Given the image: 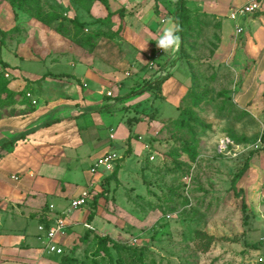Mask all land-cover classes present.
<instances>
[{"label": "rangeland", "instance_id": "obj_1", "mask_svg": "<svg viewBox=\"0 0 264 264\" xmlns=\"http://www.w3.org/2000/svg\"><path fill=\"white\" fill-rule=\"evenodd\" d=\"M109 1L111 10L123 8L125 16L116 14L103 24L96 21L108 11L98 1L90 9L77 0H39V7L18 9L0 0V28L6 31L0 33V76L10 82V92H0V122L49 101L70 105L80 88L85 91V77L94 73L106 83L93 97L113 111L112 126H104L100 136L122 156L113 170L116 177L106 180L104 166L94 173L92 183L106 176L91 193L103 192L104 183L109 192L98 200V223L89 224L127 247L101 248L95 233L81 240L87 220L77 216L61 240L63 253L48 255L49 261L60 263L67 254L78 260L74 264H264V0L254 15L235 21L230 14L254 0H184L189 9L180 28L184 41L178 33V50L167 53L156 41L165 27L179 25V0ZM38 11L55 23L42 22L34 16ZM92 34L107 37L89 49L84 42ZM5 60H19L23 73L7 61L12 68L5 66ZM163 77L160 89H145ZM178 89L177 107L167 106L166 97ZM121 117L131 123L126 143L129 128L120 124ZM3 124L0 138L21 126ZM88 150L78 148L58 174L62 181L87 185L95 162ZM63 160L56 166L63 167ZM246 161L250 167L238 180L237 193L232 179ZM17 166L20 171L7 179L19 177ZM47 199L59 201L55 194ZM49 204L39 207L41 221Z\"/></svg>", "mask_w": 264, "mask_h": 264}, {"label": "crops", "instance_id": "obj_2", "mask_svg": "<svg viewBox=\"0 0 264 264\" xmlns=\"http://www.w3.org/2000/svg\"><path fill=\"white\" fill-rule=\"evenodd\" d=\"M169 24L168 21L165 25L169 26ZM5 61L10 63L12 67H16L13 71L23 73L20 69L22 63L19 60L17 62ZM10 74L9 72V75ZM92 74L89 73L88 77H85V91H82L83 89L77 85V87L80 88V94L78 96L76 95L75 99L69 100L72 101L70 105H67L68 103L65 102V104H60L62 102L60 100L49 101V105L44 103L31 112L21 115V118L11 117L4 120L2 123L0 122L2 129H4V122L6 126L12 123L21 125L19 126L20 129L12 132V135H14L44 120L61 119L59 122L48 127H41L37 131L28 134L24 139L16 141L15 146L11 149L13 152H10L9 155L2 156V150L5 148L1 149L0 264H54V262L49 261L48 255L58 256L61 254L49 252L47 249L48 239L45 231L40 229L41 222L43 221L45 227L48 228L53 224L55 216H67V219H69L67 222L65 221L67 229V226L72 225L71 221H74L73 219L77 216H81V218L85 217L87 220L91 210H88L86 214L83 215V213H81V208H79L72 214L70 202L79 197L85 189L92 192L94 188L100 185L103 176L108 174L111 175L110 171L107 170V174L102 175L99 182L92 183V179L95 178L96 174L92 173L90 169L88 172L89 182L86 183L87 185L80 186L74 184V181L73 183H71V181L64 182L58 175L65 172V166L67 167V165H70V158L78 152L79 147L89 149L87 153H89L90 158L95 161L94 164L97 162L98 158L104 154L116 152H112L108 143L100 136V130H102L104 126H112L110 122L113 118L111 115L113 111H110V107L100 106L101 101H99V99L95 100L96 98L93 97L95 93L105 86L106 82L104 80L100 81L101 78L99 75ZM29 76L34 77L36 75L30 74ZM69 79L75 81L76 76L70 75ZM37 81V85H40L39 80ZM179 89L182 91V86H179ZM179 89L176 93H171L169 99L166 97L167 101H165V103L167 106L169 105L172 108L177 107L176 103ZM168 100H171L173 105L169 103ZM174 103L176 104L175 106ZM105 112L110 114L106 115L104 114ZM84 118H90V121L88 123L79 121ZM121 123H123L122 117L120 120V124ZM123 125H127L129 128V130L125 129L124 132V143H126L127 138L129 140V136H131V129L128 123L124 122ZM138 128H140L139 124L135 128L136 131ZM12 135H5L0 138V145L3 140ZM36 138H41V140L34 141L36 142L34 144H26L28 139L34 140ZM110 138L113 140L116 136L112 133ZM133 141L137 142L136 139H133ZM9 157H13V159L10 160L11 158ZM63 159H67L65 165L61 168L56 166V163L63 162ZM17 165L22 169V173L18 174L19 177L17 174H13L15 178L16 176L18 177L16 180H12V178L7 179L8 173L17 170ZM111 173H113V171H111ZM91 183L93 185H90ZM95 193L98 192L96 191ZM48 194H55L59 201L53 202L48 200ZM95 195L96 194L91 193L90 200L84 207L90 209L91 202L94 200ZM45 201L50 203L49 206L44 207V211L48 207L44 212V215L47 216V221L44 219L41 221L38 212L41 210L39 209L41 203ZM53 203H55L56 207ZM51 204L55 207L53 211L50 209ZM68 209H70L69 212ZM84 210L85 209H83V211ZM96 216L92 221L93 224L98 223V216ZM52 217L53 219H51ZM85 223L88 229L94 230V227L91 226L88 221ZM41 232L43 235L42 238H45L44 242L39 236ZM63 237L64 234L59 235L54 242L63 247L61 243ZM67 239L68 237L66 240ZM41 245L45 247L46 251ZM56 264L60 263L57 262Z\"/></svg>", "mask_w": 264, "mask_h": 264}, {"label": "trees", "instance_id": "obj_3", "mask_svg": "<svg viewBox=\"0 0 264 264\" xmlns=\"http://www.w3.org/2000/svg\"><path fill=\"white\" fill-rule=\"evenodd\" d=\"M76 1V0H75ZM100 2L105 8L106 10L108 11V14L105 18H100L98 19L96 22L97 23H108L110 21V19L118 14L121 18H123L125 16V10L122 8L120 10H117V11H113L111 10V7H110V1L109 0H77V2L81 3V6H83L84 8L86 9H90L92 7V5L95 3V2ZM10 3L13 7L15 8H18V9H24L26 7H39L40 5V2L39 0H10ZM189 9L186 7L185 5V1L184 0H179L178 1V9H177V12H176V15H175V20L177 23H179V26L180 28L182 27V25L184 24L183 22V17H184V13L186 11H188ZM35 17H37L38 19H40L42 22L46 23V24H49V25H52L53 23H55V19L56 18H45L42 14V11H38L34 14ZM183 23V24H182ZM63 28H59V31H63L62 30ZM0 33L1 34H6V31L1 29L0 28ZM179 34H180V37L182 38V40L184 41V35L181 34V31H179ZM76 35V34H75ZM77 39H79L80 42L84 41L82 36H80L79 34L76 36ZM79 37V38H78ZM89 37L92 38V40H88L86 42H84L85 46L89 49H94L95 47V43L96 41L101 38V37H107L105 34H101L99 36H97L96 34H92V35H89ZM108 37H111V36H108ZM3 64L7 67H10V65L6 62V61H3ZM167 78L163 77L161 79H158L156 80L155 82L153 83H149L148 84V87L145 89H151L153 87H156L158 89L161 88L162 84L164 83V81L166 80ZM9 81L6 80L4 78V75H1L0 76V92H10V88H9ZM151 117L154 118V114L151 115ZM61 121L60 118H57V119H53V120H44L43 122L29 128V129H25L24 131H20V132H17L15 133L14 135L10 136L9 138L3 140L1 142V145H0V151L1 149H4L6 148L8 145L10 144H14L16 141L20 140V139H24L28 134H31L35 131H37L38 129H40L41 127H48L56 122H59ZM136 121H140V118H136ZM129 127L131 128V123H129ZM264 139V135L262 137ZM131 140V136H129V141ZM0 157H1V153H0ZM250 167V164L248 161H246L244 163V165L241 167V169L236 173V175L233 177L232 179V187L233 189L235 190V192L238 193L237 189H236V184L238 182V180L247 172V170L249 169ZM117 176V170H115L111 175H109L106 180L108 179H111V178H114ZM103 187H104V190L103 192L101 193H97L95 196H94V200L91 202V204L93 205L92 208H91V211H90V214L88 215V219L87 221L90 223L93 221V219L95 218L96 216V211H97V204H98V200L99 198L101 197H107L108 196V188H106V183L103 184ZM242 208L243 210L246 209V201L245 199L243 198L242 200ZM48 209V207H47ZM44 220L47 221V216L44 215ZM94 230L92 229H87L86 232H85V235L81 237V240H87V238L90 236V234H94ZM96 237H98V242H99V245L101 248H105L106 250H108L109 248V243H113V245L116 247V248H119V249H124L126 248L127 246H122L118 243L115 242V240L107 235H98L97 233H95ZM256 245V244H255ZM129 248V247H128ZM78 260H76V258H74L73 256H69L67 254L61 256V259H60V264H74L76 263Z\"/></svg>", "mask_w": 264, "mask_h": 264}, {"label": "built area", "instance_id": "obj_4", "mask_svg": "<svg viewBox=\"0 0 264 264\" xmlns=\"http://www.w3.org/2000/svg\"><path fill=\"white\" fill-rule=\"evenodd\" d=\"M262 1L263 0H254L237 8L230 14L231 19L235 21L240 17H245L254 14L256 11L261 9ZM237 31L240 32L242 31V29L239 28ZM6 75L9 76V73H6ZM107 94L110 96L112 92L109 91ZM33 103H36V101L33 100ZM118 159L119 156H117L115 153L105 154L99 160H97V162L91 168V172L95 173L100 166H104L108 171H113L115 169ZM90 197L91 192L89 190L82 192L79 197L71 201V208L79 209L86 206L90 200ZM54 208V205L51 204L50 209L53 211ZM69 211L70 209H68V212ZM51 219H53V217ZM66 225L67 224L63 216H55L53 224L48 228H46L44 224L40 225V229L45 231L46 237L48 239L47 249L49 250V252H54L58 254L63 253V248L54 241L59 235L65 234Z\"/></svg>", "mask_w": 264, "mask_h": 264}, {"label": "clouds", "instance_id": "obj_5", "mask_svg": "<svg viewBox=\"0 0 264 264\" xmlns=\"http://www.w3.org/2000/svg\"><path fill=\"white\" fill-rule=\"evenodd\" d=\"M180 26L178 24L170 27H165L156 41L157 47L167 53L170 49L172 51L178 50L180 46V37L178 35Z\"/></svg>", "mask_w": 264, "mask_h": 264}, {"label": "water", "instance_id": "obj_6", "mask_svg": "<svg viewBox=\"0 0 264 264\" xmlns=\"http://www.w3.org/2000/svg\"><path fill=\"white\" fill-rule=\"evenodd\" d=\"M252 18V16L250 17V19Z\"/></svg>", "mask_w": 264, "mask_h": 264}]
</instances>
